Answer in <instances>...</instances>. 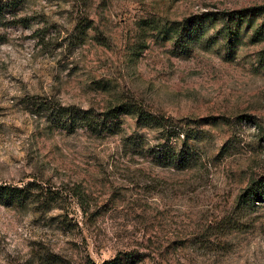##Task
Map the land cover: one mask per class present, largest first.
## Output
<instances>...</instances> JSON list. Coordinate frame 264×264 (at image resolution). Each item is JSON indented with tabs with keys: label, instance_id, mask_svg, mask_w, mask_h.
Returning <instances> with one entry per match:
<instances>
[{
	"label": "rangeland",
	"instance_id": "1",
	"mask_svg": "<svg viewBox=\"0 0 264 264\" xmlns=\"http://www.w3.org/2000/svg\"><path fill=\"white\" fill-rule=\"evenodd\" d=\"M41 99L170 117L197 163H157L131 115L63 129ZM251 183L264 192V0H0V264H264Z\"/></svg>",
	"mask_w": 264,
	"mask_h": 264
},
{
	"label": "trees",
	"instance_id": "2",
	"mask_svg": "<svg viewBox=\"0 0 264 264\" xmlns=\"http://www.w3.org/2000/svg\"><path fill=\"white\" fill-rule=\"evenodd\" d=\"M27 104L35 107L37 112L46 114L52 122L68 131L84 127L91 132L100 134L107 127L106 121L108 119L116 118L120 114L131 115L138 124L148 126L157 132L158 136L155 143L146 145L147 152L157 163L179 169L190 168L197 163V157L188 143L191 130L183 127L180 123H175L172 118L165 115L146 112L133 102H121L100 114L94 113L91 109H83L74 105L64 106L58 102L42 99L27 100ZM256 184L251 183L244 191L251 200L262 198L264 193L260 186H255ZM123 262L131 264L133 259L127 256ZM123 262L116 257L104 261L102 264H122Z\"/></svg>",
	"mask_w": 264,
	"mask_h": 264
}]
</instances>
